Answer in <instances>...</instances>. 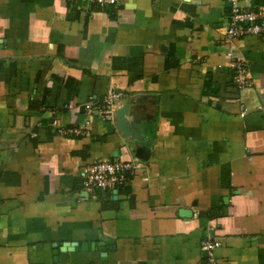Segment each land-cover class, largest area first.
Returning a JSON list of instances; mask_svg holds the SVG:
<instances>
[{
	"label": "crops",
	"instance_id": "1",
	"mask_svg": "<svg viewBox=\"0 0 264 264\" xmlns=\"http://www.w3.org/2000/svg\"><path fill=\"white\" fill-rule=\"evenodd\" d=\"M229 13V0H0V264H205L207 231L217 264H264V37L228 39ZM110 86L122 128L83 109ZM86 117L81 136L52 124ZM133 159L123 187L83 190L85 166Z\"/></svg>",
	"mask_w": 264,
	"mask_h": 264
},
{
	"label": "built area",
	"instance_id": "2",
	"mask_svg": "<svg viewBox=\"0 0 264 264\" xmlns=\"http://www.w3.org/2000/svg\"><path fill=\"white\" fill-rule=\"evenodd\" d=\"M73 3H93L99 7L116 6L120 7L124 0H70ZM230 13L227 17L228 26L226 36L228 39H235L242 36L254 35L264 37V6L255 11L244 10L238 0H229ZM226 56L231 57V52ZM231 59V58H230ZM230 66L234 69V83L239 90H249L253 87V80L245 68L241 59L232 60ZM122 94L113 86L108 88L104 97L98 101L85 103L84 111L88 115L94 112L102 121H112L116 117V105L121 100ZM73 105H64V109H73ZM56 132L60 136H81L85 134L89 125L87 117L83 121V127L62 128L57 121L52 122ZM84 128V129H83ZM142 169L141 163L136 160L126 162L98 160L82 168L80 172L82 188L86 193L95 191H111L126 185L134 174ZM146 180V179H144ZM221 242L207 231L200 241V249L205 253V264H217L214 252L219 248Z\"/></svg>",
	"mask_w": 264,
	"mask_h": 264
},
{
	"label": "water",
	"instance_id": "3",
	"mask_svg": "<svg viewBox=\"0 0 264 264\" xmlns=\"http://www.w3.org/2000/svg\"><path fill=\"white\" fill-rule=\"evenodd\" d=\"M123 115H124V114H123L122 111H121V112H117L116 119H117V121H118V124L120 123V117H122ZM119 126H120V128H122V125L119 124ZM101 245H102V244H101ZM69 246H74V247H75L74 244H72V245L69 244ZM66 247H67V246H66ZM101 251L104 252L105 249H102ZM204 256H205V253H204Z\"/></svg>",
	"mask_w": 264,
	"mask_h": 264
}]
</instances>
